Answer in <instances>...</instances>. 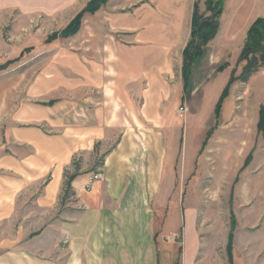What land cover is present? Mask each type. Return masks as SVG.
I'll list each match as a JSON object with an SVG mask.
<instances>
[{
  "label": "crops",
  "instance_id": "obj_1",
  "mask_svg": "<svg viewBox=\"0 0 264 264\" xmlns=\"http://www.w3.org/2000/svg\"><path fill=\"white\" fill-rule=\"evenodd\" d=\"M87 1L16 4L24 14L36 10L72 14ZM222 1L220 30L194 64L188 86L182 73L183 50L190 38L195 0H109L88 17L96 26L81 34L82 75L61 87V99L44 113L43 122L54 132L40 126L18 130L16 136L11 132L12 140L7 139L6 149L0 150V230L9 222L17 227L14 236L0 238V264H160L158 247L166 238L172 248L181 239L176 264H231L226 253L225 259L202 255L197 235L201 203L196 195L200 190L203 196L215 195L218 190L210 185L217 160L212 154L226 122L207 126V135L213 129L211 136L196 142L191 157L185 143L189 127L177 121V109L184 102H190L189 110L194 99L195 106L200 105L209 87L224 75L220 95L232 74L231 57L238 60L251 24L264 17V0L259 16H253V9L247 11L249 0ZM226 62L229 66L219 71ZM259 71L261 107L264 68ZM237 83L228 95L233 105ZM105 142L111 145L97 167L76 166L71 171L78 156L85 161ZM260 148V235H264V144ZM232 169L229 160L224 190L232 182ZM67 170L77 172L69 190ZM98 170L102 180L85 189L90 174ZM41 179H46L43 190L33 198L48 207L49 219L33 241L41 246L28 253L18 214L24 208L26 186ZM260 264H264L262 253Z\"/></svg>",
  "mask_w": 264,
  "mask_h": 264
},
{
  "label": "rangeland",
  "instance_id": "obj_2",
  "mask_svg": "<svg viewBox=\"0 0 264 264\" xmlns=\"http://www.w3.org/2000/svg\"><path fill=\"white\" fill-rule=\"evenodd\" d=\"M18 1L22 0H0V150L6 149L7 139L12 140L11 132L16 136V131L29 130L36 126L54 132V127H48L43 122L46 118L44 113L47 112L48 107L61 99L64 93L61 87L70 86L82 75V67L78 61V57L82 54L81 34L83 29L96 26L93 20L89 21L88 18L96 12L85 13L77 33L68 37L61 34L91 0L87 1L78 12L72 14H49L43 10L24 14L21 5L16 4ZM246 5L248 12L250 9L254 10L253 16L260 15V0H249ZM204 8L205 6L202 5V9ZM242 11L243 18H246L248 13H245L244 8ZM109 14L108 17L113 20L114 17ZM124 20L123 17L120 18L121 22ZM55 33L58 34L56 39L48 42L47 40ZM231 59L235 67L237 59L232 57ZM235 69L237 73L239 70L241 72L240 68ZM224 80V75L215 80L200 105L195 106L197 102L194 99L192 110L190 109L191 111L189 110L184 117L177 109L178 123L185 122V127H189L188 130L186 128L185 143L188 145L191 157L196 142L199 144L205 139L207 126L226 122L227 127L219 130L220 135L217 136L216 141L218 145L213 150L215 153L212 154L217 160L214 178L211 179L210 185L214 183L215 189L218 190L215 195L206 192L203 196L202 190L196 195L201 203L197 235L202 241V255L208 253L214 255V258L225 259L229 235L232 233L234 264H240V260L243 264H260V254L262 253L264 257V243L260 241H264V235H260V180L258 179L262 155L260 146L264 144V134L258 129L261 108L260 84H262L260 71L253 74L247 82L237 83L234 105L229 97L225 96L220 111L216 114L213 110L221 97L222 92L219 96L218 94ZM188 105L191 108L189 101ZM110 145L111 142L98 145V151L90 155L87 161H83L82 157L78 156L71 171L83 166L88 169L95 165L97 167L103 153ZM229 160H232L233 167L232 182L231 184L227 182L224 190L223 184L228 176ZM45 180L41 179L26 186L24 208L18 214L19 223H24L28 253L32 247L41 246L37 241H33L39 236L37 230L41 227L45 228L49 219L48 207L38 205L37 200L33 198L34 193L42 192ZM206 181L209 183L208 180ZM171 200L173 199L170 198ZM165 208L164 205L161 209ZM159 215L156 210L158 219L161 217ZM18 216L15 215V221ZM16 229V223L9 222L6 229H1L7 230V234H3L0 230V238L6 235L14 236ZM180 242L181 239H177L176 246L172 248L168 246L172 242L167 238L163 239L165 245L158 247L160 264H176V261H179L181 250L178 243ZM44 253L47 255V247Z\"/></svg>",
  "mask_w": 264,
  "mask_h": 264
},
{
  "label": "trees",
  "instance_id": "obj_3",
  "mask_svg": "<svg viewBox=\"0 0 264 264\" xmlns=\"http://www.w3.org/2000/svg\"><path fill=\"white\" fill-rule=\"evenodd\" d=\"M108 1L109 0H91L88 5L79 12L75 19L61 32L62 36L68 37L77 33L80 29L84 14H94ZM202 5L205 6L204 9H202ZM223 11L224 6L222 0H195L190 38L183 50L182 73L186 86H188L189 79L191 78L194 64L203 56L205 48L216 38L220 30ZM57 35V33L52 34L47 41L51 42L55 40ZM229 64V62H226L219 66L218 70H224ZM235 68H240L241 72L239 70V73H237V69ZM262 68H264V17H258L248 30L246 41L238 57L237 64L234 67L216 106V114L219 113L223 98L230 94L233 85L237 82H247L253 74ZM258 129L264 134V101L260 108ZM212 132L213 129L208 132L206 140L209 139ZM76 175V171L71 174L66 171V190H69L71 182ZM233 250V234L231 233L227 244V254L231 264H234Z\"/></svg>",
  "mask_w": 264,
  "mask_h": 264
},
{
  "label": "built area",
  "instance_id": "obj_4",
  "mask_svg": "<svg viewBox=\"0 0 264 264\" xmlns=\"http://www.w3.org/2000/svg\"><path fill=\"white\" fill-rule=\"evenodd\" d=\"M180 115L184 117L188 112H189V106L185 103L181 105L178 109ZM102 179V173L101 171H94L90 174L87 183L85 184L84 188L85 189H91L92 186L98 181Z\"/></svg>",
  "mask_w": 264,
  "mask_h": 264
}]
</instances>
